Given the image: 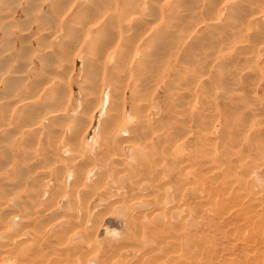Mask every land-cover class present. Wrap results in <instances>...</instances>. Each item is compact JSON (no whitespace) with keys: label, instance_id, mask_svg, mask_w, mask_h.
<instances>
[{"label":"bare ground","instance_id":"1","mask_svg":"<svg viewBox=\"0 0 264 264\" xmlns=\"http://www.w3.org/2000/svg\"><path fill=\"white\" fill-rule=\"evenodd\" d=\"M262 89L264 0H0V264H264Z\"/></svg>","mask_w":264,"mask_h":264},{"label":"rangeland","instance_id":"2","mask_svg":"<svg viewBox=\"0 0 264 264\" xmlns=\"http://www.w3.org/2000/svg\"><path fill=\"white\" fill-rule=\"evenodd\" d=\"M6 16H12L13 15V11L12 10H10V9H8V10H6L5 11V13H4ZM20 15L19 14H17L16 16H15V19H17V21H20ZM260 94L261 95H263L264 96V90L262 89V90H260ZM28 132H24L23 134H22V139L21 140H27L28 138H29V133L27 134ZM28 135V136H27ZM41 144H43V143H37V145H36V147L40 150L41 149V147H42V145ZM41 145V146H40ZM31 147H34V145H32ZM24 152H23V149H22V154H23ZM1 156V155H0ZM228 240H230L229 238H225L224 239V241L225 242H227Z\"/></svg>","mask_w":264,"mask_h":264},{"label":"clouds","instance_id":"3","mask_svg":"<svg viewBox=\"0 0 264 264\" xmlns=\"http://www.w3.org/2000/svg\"><path fill=\"white\" fill-rule=\"evenodd\" d=\"M258 183H259V181H258ZM120 218H123V217L121 216ZM105 236L109 237L111 239H114V240H119L121 238V231L117 230V229H111L110 230V229L106 228L105 229Z\"/></svg>","mask_w":264,"mask_h":264}]
</instances>
